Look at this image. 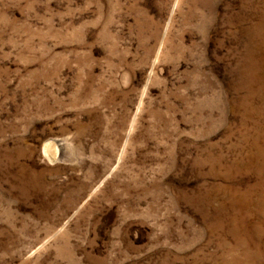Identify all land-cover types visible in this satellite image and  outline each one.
Returning <instances> with one entry per match:
<instances>
[{"label":"rangeland","instance_id":"374dc122","mask_svg":"<svg viewBox=\"0 0 264 264\" xmlns=\"http://www.w3.org/2000/svg\"><path fill=\"white\" fill-rule=\"evenodd\" d=\"M0 264H264V0H0Z\"/></svg>","mask_w":264,"mask_h":264}]
</instances>
